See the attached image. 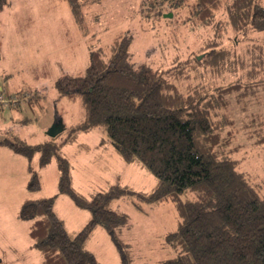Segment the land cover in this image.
Instances as JSON below:
<instances>
[{
    "label": "trees",
    "instance_id": "obj_1",
    "mask_svg": "<svg viewBox=\"0 0 264 264\" xmlns=\"http://www.w3.org/2000/svg\"><path fill=\"white\" fill-rule=\"evenodd\" d=\"M60 1L69 6L84 38H91L87 10L101 0ZM9 5V0H0V11ZM185 8L191 28L214 29L213 39L192 61L178 59L167 68L136 65L129 32L120 33L108 51L95 48L91 41L87 67L55 83L61 95L79 98L84 111L65 140L30 144L20 138H0V145L26 159L29 193L43 187L37 167L53 159L57 163L58 193L27 197L18 212V218L31 220L29 237L41 254V264H101L88 248L99 227L111 234L123 263L133 264L120 240L129 217L109 208L110 202L122 197H129L142 213L144 205L173 202L183 217L166 237L176 256L158 264H264V189L241 169L236 157L241 147L235 145L241 132L264 146V39L247 44L244 54L237 46L223 44L229 28L243 38L264 32V2L158 0L150 9L163 15ZM1 91L30 106L40 97L36 91L20 93L23 96ZM25 93L31 95L26 98ZM98 129L123 161L153 176L152 189L118 183L87 195L75 187L71 160L61 147ZM61 194L93 213L75 234L56 211Z\"/></svg>",
    "mask_w": 264,
    "mask_h": 264
},
{
    "label": "rangeland",
    "instance_id": "obj_2",
    "mask_svg": "<svg viewBox=\"0 0 264 264\" xmlns=\"http://www.w3.org/2000/svg\"><path fill=\"white\" fill-rule=\"evenodd\" d=\"M156 1L101 0L87 10L93 36L84 38L66 2L9 0L10 5L0 11V86H8L9 93L19 95L36 91L40 97L33 106L20 100L16 108H0V138H20L30 144L65 140L68 129L82 120L84 111L79 98L74 100L61 95L55 83L59 77L74 76L87 67L91 41L95 48L108 51L120 33L129 32L133 36L131 59L136 65L167 68L178 59L192 61L205 42L213 39V27L191 28L186 8L160 15L156 13L158 9H150ZM263 39L264 32L243 38L229 28L223 44L237 46L238 52L244 54L247 44ZM30 93H25L24 97H29ZM57 117L62 121L63 131L52 138L47 131ZM80 141L89 146V151H81V158L76 155L78 143L66 144L61 151L70 158L74 183L83 193L107 191L118 183L138 190L153 188V176L144 168L123 161L101 129L82 134ZM235 145L241 147L236 156L241 159V169L264 189V146L255 145L241 132ZM105 146L107 152L102 150ZM37 171L43 187L37 193H29L26 159L0 145V264H41V254L29 237L31 220L18 218V212L27 197L57 194L59 171L55 159L37 167ZM143 207V213L138 211L129 197L109 204V208L129 217L128 224L121 229L120 240L125 244L131 263L158 264L175 257L176 252L166 240L183 220L175 204L166 202ZM56 211L73 234L93 215L90 210L76 206L68 194L58 197ZM88 248L96 253L101 264H124L111 234L103 227L95 231Z\"/></svg>",
    "mask_w": 264,
    "mask_h": 264
},
{
    "label": "crops",
    "instance_id": "obj_3",
    "mask_svg": "<svg viewBox=\"0 0 264 264\" xmlns=\"http://www.w3.org/2000/svg\"><path fill=\"white\" fill-rule=\"evenodd\" d=\"M2 88H5V89H8V86H5V85H1L0 86V89H2ZM40 95V94H39ZM80 137H81V135H80ZM80 137H79V140H78V142H76V143H78V145H79V149L76 151V155H81V151L83 152V149H85V151H89V146L87 147V148H85V146L86 145H84L81 141H80ZM84 147V148H82V147ZM104 152H107V147L105 146V147H103V149H102ZM82 157V155L80 156V158ZM88 167V166H87ZM89 169V168H88ZM90 172H92V170H89V173ZM123 174V173H122ZM103 175H105V174H103ZM138 176V178H141V179H143L141 176H139V175H137ZM78 178V177H77ZM79 179V178H78ZM73 181H74V177H73ZM142 181H146L145 179H143ZM149 181V180H148ZM155 181V180H154ZM154 181H150L151 183H154ZM74 185H75V183H74ZM127 185H129V184H127ZM155 185V184H154ZM75 187L78 189V190H80L76 185H75ZM138 190V189H137ZM144 190V189H143ZM81 191V190H80ZM147 191V190H146ZM82 192V191H81ZM83 193V192H82ZM91 193H93V192H91ZM91 193H84V194H91ZM41 197H46V196H41ZM24 201V200H23Z\"/></svg>",
    "mask_w": 264,
    "mask_h": 264
},
{
    "label": "built area",
    "instance_id": "obj_4",
    "mask_svg": "<svg viewBox=\"0 0 264 264\" xmlns=\"http://www.w3.org/2000/svg\"><path fill=\"white\" fill-rule=\"evenodd\" d=\"M2 92L3 91L0 92V107H10L18 104V97L8 96L6 94H3Z\"/></svg>",
    "mask_w": 264,
    "mask_h": 264
},
{
    "label": "water",
    "instance_id": "obj_5",
    "mask_svg": "<svg viewBox=\"0 0 264 264\" xmlns=\"http://www.w3.org/2000/svg\"><path fill=\"white\" fill-rule=\"evenodd\" d=\"M201 58V57H199ZM62 121L61 120H56V122L51 126V128L47 131V134L54 138L56 137L60 132L63 131V127H62Z\"/></svg>",
    "mask_w": 264,
    "mask_h": 264
}]
</instances>
